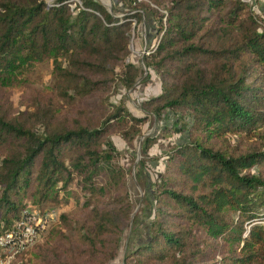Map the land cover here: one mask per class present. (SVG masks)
I'll list each match as a JSON object with an SVG mask.
<instances>
[{
    "label": "trees",
    "instance_id": "1",
    "mask_svg": "<svg viewBox=\"0 0 264 264\" xmlns=\"http://www.w3.org/2000/svg\"><path fill=\"white\" fill-rule=\"evenodd\" d=\"M149 1L166 11L162 23L141 3L160 35L143 56L160 92L140 108L162 122L155 138L185 139L164 150L147 237L123 264H264V174L250 172L264 168L259 0ZM138 17L116 18L96 0H0V230L68 193L84 197L80 212H61L35 246L37 264H105L117 255L134 205L118 153L104 140L119 131L131 146L147 117L108 100L117 82L129 88L137 77L126 56ZM44 69L50 85L32 96L27 87L30 104L15 109L2 87L23 82L20 71ZM227 134L254 141L231 145ZM151 140L142 139L141 154Z\"/></svg>",
    "mask_w": 264,
    "mask_h": 264
},
{
    "label": "rangeland",
    "instance_id": "2",
    "mask_svg": "<svg viewBox=\"0 0 264 264\" xmlns=\"http://www.w3.org/2000/svg\"><path fill=\"white\" fill-rule=\"evenodd\" d=\"M50 4L52 0H44ZM100 3L109 13L116 18L134 12H139V19L131 18L129 37L126 56V62L131 63L137 69V77L133 85L125 88L121 83L117 82L112 92L109 94L108 100L111 104H122L125 109L136 117L147 116L146 119L139 125L140 136L132 141L129 146L121 136L119 131L109 133L104 140V143H109L113 146L118 153V162L123 166L126 171V184L130 198L134 205V210L130 214V219L127 228L123 231L117 255L112 260L105 264H123L124 255L130 251L136 244L144 241L147 237L148 223L152 216V209L150 204V190L153 181L157 178L163 167L164 150L167 145L173 142H181L185 137L178 133H172L165 139L155 138L160 126L161 121L155 120L150 112H143L140 104L143 100L157 95L160 92V80L157 73L150 67L143 64V56L152 51L158 43L156 22L150 20L154 24L152 28L154 34L148 35L147 21L151 14L145 7H141V3L145 2L149 6L155 7L158 14H162V23L165 21V3L154 5L149 0H134L130 3L120 0H96ZM241 1V0H240ZM243 2V1H242ZM245 3V2H244ZM252 3V1H251ZM254 12L259 17L261 23L264 25V0H259L256 4H252ZM146 38V45H143ZM39 72V67L37 68ZM19 80L8 87H2L4 95L9 97L15 109L23 110L25 103L30 104L31 99L24 100L25 91L27 87L30 88L31 96L34 95V89H39L48 86L51 83L49 71L44 69L39 76H34L20 71ZM9 92V94H7ZM25 102V103H24ZM145 118V117H144ZM168 123V122H167ZM146 136L152 138L146 152L141 154L139 151L140 143ZM229 144L246 145L253 142V138H238L233 134L225 135ZM211 141V140H210ZM259 171L264 174L263 166L252 167L250 172L256 173ZM83 195L80 193L67 194L65 201L60 204H47L41 209H53L55 211V219L50 222L41 236V238L30 246L28 249L17 255L13 264H37L33 255V250L38 244H42L47 238L49 230L56 224V219L61 212H65L71 216L76 215L81 210L83 202ZM35 209V208H34ZM12 264V263H11Z\"/></svg>",
    "mask_w": 264,
    "mask_h": 264
},
{
    "label": "built area",
    "instance_id": "3",
    "mask_svg": "<svg viewBox=\"0 0 264 264\" xmlns=\"http://www.w3.org/2000/svg\"><path fill=\"white\" fill-rule=\"evenodd\" d=\"M251 4L252 0H241ZM55 219L53 209H29L12 226L0 230V264H11L17 255L36 243Z\"/></svg>",
    "mask_w": 264,
    "mask_h": 264
},
{
    "label": "crops",
    "instance_id": "4",
    "mask_svg": "<svg viewBox=\"0 0 264 264\" xmlns=\"http://www.w3.org/2000/svg\"><path fill=\"white\" fill-rule=\"evenodd\" d=\"M148 19H149V20H148L147 23H146V24H147V28H148V30H151L152 28L154 29V24L151 23V21H152L153 19H151V17H149ZM150 20H151V21H150ZM153 34H154L153 30H151V32H148V35L151 36V39H152V37H153ZM143 45H146V38L144 39Z\"/></svg>",
    "mask_w": 264,
    "mask_h": 264
}]
</instances>
